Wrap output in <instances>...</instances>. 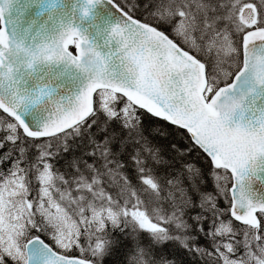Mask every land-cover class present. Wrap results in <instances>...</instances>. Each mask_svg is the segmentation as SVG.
<instances>
[{
  "label": "snow or ice",
  "instance_id": "snow-or-ice-1",
  "mask_svg": "<svg viewBox=\"0 0 264 264\" xmlns=\"http://www.w3.org/2000/svg\"><path fill=\"white\" fill-rule=\"evenodd\" d=\"M264 264V0H0V264Z\"/></svg>",
  "mask_w": 264,
  "mask_h": 264
},
{
  "label": "trees",
  "instance_id": "trees-1",
  "mask_svg": "<svg viewBox=\"0 0 264 264\" xmlns=\"http://www.w3.org/2000/svg\"><path fill=\"white\" fill-rule=\"evenodd\" d=\"M119 259V257L117 256V257H113L112 258V262H113V264H115V261H117Z\"/></svg>",
  "mask_w": 264,
  "mask_h": 264
}]
</instances>
